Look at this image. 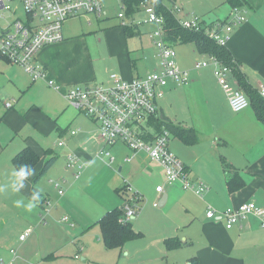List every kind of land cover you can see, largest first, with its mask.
<instances>
[{"label":"crops","instance_id":"0c3cea01","mask_svg":"<svg viewBox=\"0 0 264 264\" xmlns=\"http://www.w3.org/2000/svg\"><path fill=\"white\" fill-rule=\"evenodd\" d=\"M244 4L247 21L231 33L227 48L235 61L240 62L246 80L258 90L264 83V0H245ZM231 10L232 7L222 16H199L210 23L227 18ZM125 36L123 29L119 37H111L115 41L111 43L113 56L117 57L114 73L132 80L161 70V66L143 68V61L132 57ZM64 41L65 38L47 45L37 54L36 61L43 64L40 66L50 79L64 88L110 82L111 75L96 82L100 77L87 65L95 66L97 60L88 58L87 54L85 58L70 54L64 63L56 61L63 54L60 47ZM173 44L176 47L181 43ZM176 52L179 67L189 74V84L169 81L159 102V114L174 124L196 129L195 145L186 144L174 135L169 144L171 151L185 163L195 187L203 182L208 190L198 194L184 189L181 182H166L158 162L142 151L133 153L121 143L110 149L116 161L113 165L101 161L96 153L106 146L97 124L90 117H83L75 107L68 110L66 122L69 124L64 125L53 122L50 113L38 105L26 110L16 109L15 105L4 106L9 111L1 120L11 126L12 146L5 147L0 160V187L4 189L0 191V264H115L104 259L106 244L100 237L102 229L98 221L107 211L122 207L124 197L117 189L126 184L130 193L136 192L139 198L136 203L139 209L132 224L142 234L114 249L120 257L117 264H126V260L140 253L150 257L153 264H188L194 256L201 264L264 263V227L260 218L250 215L229 229L224 221L207 216L210 207L222 211L247 201L264 207V123L257 118L252 104L240 112L233 111L229 97L217 82L213 66L194 67L196 60L208 56L199 52L194 42ZM44 80L37 82L59 95L60 91ZM72 129H78V133L72 135ZM52 134L59 138L60 149L50 147L48 138ZM60 140L65 143L60 145ZM27 146L38 154L39 161L34 166L36 175L25 181L19 193H14L12 173L17 167L13 157ZM73 152L87 162L79 178L74 175L75 168L71 169L73 174L67 168V156ZM50 153L56 154L57 159L37 182L43 205L35 203L29 211L27 204L31 202L29 192L33 180ZM222 158L243 175L242 190L234 193L229 190L230 174L224 171ZM62 181L66 190L62 188ZM161 184L164 187L160 193L156 187ZM83 188L89 189L85 193L92 198L84 199ZM60 189L63 194L59 193ZM17 200L21 201L19 207L14 203ZM155 201L159 206L154 205ZM64 216H68V221L63 220ZM29 227L33 228L32 233L26 241H21L19 236ZM169 237H179L182 245L166 250L165 241ZM124 249L129 252V258L123 257Z\"/></svg>","mask_w":264,"mask_h":264},{"label":"built area","instance_id":"2783aa9c","mask_svg":"<svg viewBox=\"0 0 264 264\" xmlns=\"http://www.w3.org/2000/svg\"><path fill=\"white\" fill-rule=\"evenodd\" d=\"M166 0H143L140 9L146 10L148 21L156 24L157 29L151 32V37L159 53L161 70L147 72L141 77L124 79L118 73L110 76L107 84L71 85L64 88L48 77L42 66H35L34 61L39 51L47 45L62 41L64 23L69 19L94 14L100 19L107 14L105 0H0V62L19 65L32 75L34 80L45 79L49 86L60 91L69 105L75 107L84 116L90 117L97 124L101 139L106 147L96 153V157L113 165L115 157L111 147L121 143L134 152H144L148 158L158 162L166 175V182L180 183L184 189H192L198 194L208 190L199 182L195 187L185 163L170 149L173 133L165 125L159 127L161 115L159 102L163 100L164 88L169 81L189 84V74L179 67L174 44L169 42L168 29L164 15L158 12V5ZM122 12L118 14L123 26H129L132 14H127V3L121 0ZM180 10L175 6L174 12ZM90 21V20H89ZM183 28L187 30L204 31L219 46H227L234 29L246 20L243 7L232 8L230 15L222 20L206 22L199 15L191 14L186 18H178ZM213 66L214 75L222 89L229 97L230 105L235 112H240L250 106L249 97L241 89L233 75V68L222 62L215 54H209L205 59L196 60L197 69ZM264 97V83L258 88ZM6 108L13 107L8 100L3 102ZM78 133L72 129L71 134ZM63 145V142L59 143ZM130 161V158H126ZM67 168H75L74 175L79 178L87 167V162L81 161L75 152L67 156ZM60 186L59 181L56 187ZM164 185H158L156 190L163 192ZM59 193L63 194L60 189ZM154 205L159 206L155 201ZM124 221L135 218L139 207L125 203ZM48 210V209H47ZM253 215L261 219L264 227V207L247 201L239 207H227L219 211L210 207L207 216L210 219L224 221L226 228H233L242 223L246 217ZM68 216L63 220L68 221ZM71 225H74L73 223ZM33 228L27 229L20 236L26 241ZM79 257V255H76Z\"/></svg>","mask_w":264,"mask_h":264},{"label":"rangeland","instance_id":"374dc122","mask_svg":"<svg viewBox=\"0 0 264 264\" xmlns=\"http://www.w3.org/2000/svg\"><path fill=\"white\" fill-rule=\"evenodd\" d=\"M121 6V0H105L104 8H106L107 14L100 19L94 14H84V16L72 18L66 22L64 27L65 41L61 43L64 45L60 47L63 54H61V58L57 57L56 61L64 63L66 58H70V54L78 58H85V54H87L88 58L92 56L97 62H95V66L87 65V68L96 71V74L100 77L96 82H101V80L106 79V77L116 72L117 69L114 63L117 57L113 56L114 51H112L111 47V43L115 41L111 39V37H119L121 31L124 29L123 23L118 17V14L123 11ZM175 6L180 7V10L178 9L176 13L178 18H184L187 14L189 15L191 13L201 16H222L226 15L231 9V5L223 3V0H176ZM89 19L91 20L90 22L88 21ZM130 23L128 28H130L132 32L130 36H125V38H128V44L130 46L129 51L132 57L141 59V61H143V68L145 69H147V67L151 69L160 67L159 53L157 50L155 51L153 38L150 36L151 32L157 29L156 24L152 21H148V15L144 9H139L133 13ZM111 29H116V31L113 32ZM187 44L189 43L177 44L175 49L180 50L181 47ZM100 59H102L101 62L99 61ZM4 64L5 63H0V156L4 153L6 146H12L11 126L1 120L3 115L9 111L4 107L3 100L11 101L16 109L21 110H26L32 105H38L40 108L50 113L53 117V122H59L64 125L69 124L66 122L69 114L68 110L74 109L73 106H69L68 101L63 97L64 95H62L61 92L59 95L52 94L45 87L46 85L43 86L41 83L37 82L44 79L34 81L32 75L24 70L23 67L12 63L9 64V66ZM34 65L40 67V65L43 64L35 60ZM65 108H67L66 111ZM56 136V134H52L50 138H48V143L50 147L60 149L61 147L58 145L59 138L56 139ZM176 139L178 138H174L173 140ZM60 141L65 143L64 140ZM56 152L57 154L60 153L58 150ZM2 159L3 156L0 157L1 162ZM70 171L72 172L71 169ZM71 177L73 178V175ZM64 184L65 181H62V188L66 190ZM82 190L81 192L84 194L89 189L83 188ZM89 198H92V196L85 193L84 199ZM131 221L134 222L133 219ZM100 237H102V235ZM102 240L104 241L103 237ZM104 246V259L108 263L112 262L117 264L120 257L118 254L115 255V248L109 249L106 245ZM123 252V257L129 258V252L126 249H124ZM126 264L153 263H151L150 257L140 253L137 254L136 257L126 260Z\"/></svg>","mask_w":264,"mask_h":264},{"label":"trees","instance_id":"16d2710c","mask_svg":"<svg viewBox=\"0 0 264 264\" xmlns=\"http://www.w3.org/2000/svg\"><path fill=\"white\" fill-rule=\"evenodd\" d=\"M143 0H125L127 3V14H133L140 9V3ZM169 4L159 3L158 12L164 15L166 28L168 29L169 42L170 43H192L194 42L197 50L205 54H215L222 62L233 68V75L239 82L241 89L249 97L251 104L253 105L254 111L256 112L257 118L264 123V97L261 96L257 89L253 88L246 80L245 72L242 69L240 62H236L231 51L228 50L227 46H219L213 39L206 36L204 31L187 30L183 28L178 21V17L174 12L176 0H166ZM245 0H223V3H228L232 8L243 7ZM126 36L131 35L130 28L124 27ZM165 125L171 130L175 137L180 138L184 143L189 145H195L198 139V134L195 128L185 127L182 125L174 124L170 119L161 117L158 126ZM57 155L50 153L42 171L33 180L32 187L30 189V199L34 191H39L37 182L40 177L46 172L56 161ZM38 154L34 149L26 147L13 157V163L19 168L23 164L35 166L38 164ZM223 169L230 175L227 178V186L229 190L234 193L242 190L245 185L243 175L239 173V170L229 163L225 158H222ZM118 192L124 197V204L130 203L133 206H137L139 198L137 193H130L128 185L119 187ZM38 205H43V194L40 192V200L36 202ZM124 204L120 208L109 210L105 215L98 221L102 229V237L104 242L109 248H121L127 241L134 240L141 236V232L135 230L132 221H124L123 217L125 214ZM139 207V206H138ZM182 245L179 237H169L165 241L166 250L176 249ZM188 264H201L199 258H190ZM264 264V263H262Z\"/></svg>","mask_w":264,"mask_h":264},{"label":"clouds","instance_id":"9594fccd","mask_svg":"<svg viewBox=\"0 0 264 264\" xmlns=\"http://www.w3.org/2000/svg\"><path fill=\"white\" fill-rule=\"evenodd\" d=\"M14 180L11 183V190L14 193H19L21 189L25 187V181L28 180L30 177H33L36 175V169L28 164H23L19 166L18 169H16L12 173ZM4 189L0 187V191H3ZM40 200V192L34 191L31 196V202L27 204V208L29 211H31L35 207V203ZM15 205L19 207L21 205V201L17 200L14 201Z\"/></svg>","mask_w":264,"mask_h":264}]
</instances>
